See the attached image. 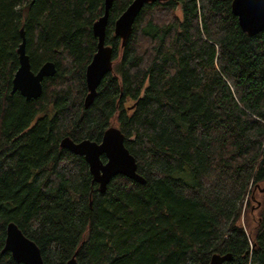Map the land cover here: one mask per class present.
I'll list each match as a JSON object with an SVG mask.
<instances>
[{"label": "trees", "instance_id": "16d2710c", "mask_svg": "<svg viewBox=\"0 0 264 264\" xmlns=\"http://www.w3.org/2000/svg\"><path fill=\"white\" fill-rule=\"evenodd\" d=\"M132 1L113 0V71L85 108L104 0H0V264H23L3 252L9 223L44 264H264V29L243 32L233 0H167L141 9L122 46L114 23ZM21 29L31 69L56 66L37 99L11 94ZM110 126L144 184L118 175L100 192L60 147Z\"/></svg>", "mask_w": 264, "mask_h": 264}, {"label": "water", "instance_id": "95a60500", "mask_svg": "<svg viewBox=\"0 0 264 264\" xmlns=\"http://www.w3.org/2000/svg\"><path fill=\"white\" fill-rule=\"evenodd\" d=\"M167 0H133L114 23V34L121 39L124 46L132 30V25L141 11L148 3L164 2ZM113 0H104V12L94 22L92 31L97 39V49L92 60L85 70L87 94L84 99V107L88 108L97 95V88L102 79L113 71L112 47L105 43L106 27L109 12ZM233 15L243 32L250 36L256 35L264 29V0H233L231 3ZM22 42L18 48L19 67L12 80L11 94L20 92L27 100L37 99L42 93V82L47 77L56 73L53 62H45L36 72L31 69L29 57L25 50V34L21 29ZM60 147L72 153L84 157L89 166L93 181L99 186L100 192H104L108 184L118 175H123L135 182L144 184V178L137 172V163L134 156L125 146L124 135L115 126H110L98 143L89 139L76 142L69 137H64ZM105 157V161L102 159ZM264 191V187L260 189ZM255 199V191L252 193ZM260 203H257L259 206ZM253 227L249 230L251 235ZM10 252L12 258L23 264H44L39 247L27 238L14 224L9 223L6 230V238L3 252ZM230 254H214L208 264H222L230 261ZM66 264H78L75 255Z\"/></svg>", "mask_w": 264, "mask_h": 264}, {"label": "rangeland", "instance_id": "374dc122", "mask_svg": "<svg viewBox=\"0 0 264 264\" xmlns=\"http://www.w3.org/2000/svg\"><path fill=\"white\" fill-rule=\"evenodd\" d=\"M258 200H252V205L249 211V222L254 224L252 227L255 226V223L257 222V215H256V207H257Z\"/></svg>", "mask_w": 264, "mask_h": 264}]
</instances>
